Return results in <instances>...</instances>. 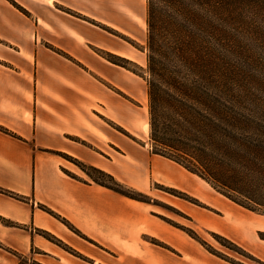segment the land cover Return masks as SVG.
Returning a JSON list of instances; mask_svg holds the SVG:
<instances>
[{
  "label": "crops",
  "instance_id": "0c3cea01",
  "mask_svg": "<svg viewBox=\"0 0 264 264\" xmlns=\"http://www.w3.org/2000/svg\"><path fill=\"white\" fill-rule=\"evenodd\" d=\"M123 52L132 51L49 8L38 16L21 0H0V245L38 252L39 264H236L151 204L96 184L81 168L88 178L71 175L69 159L153 199L159 187L187 195L206 208L167 201L264 264V215L152 152L147 83L108 60L128 61ZM0 263L17 264L1 253Z\"/></svg>",
  "mask_w": 264,
  "mask_h": 264
},
{
  "label": "trees",
  "instance_id": "16d2710c",
  "mask_svg": "<svg viewBox=\"0 0 264 264\" xmlns=\"http://www.w3.org/2000/svg\"><path fill=\"white\" fill-rule=\"evenodd\" d=\"M146 23L147 76L133 73L147 83L152 152L263 215L264 0H147ZM114 58L108 56L128 68ZM71 161L96 184L151 203L103 171Z\"/></svg>",
  "mask_w": 264,
  "mask_h": 264
},
{
  "label": "rangeland",
  "instance_id": "374dc122",
  "mask_svg": "<svg viewBox=\"0 0 264 264\" xmlns=\"http://www.w3.org/2000/svg\"><path fill=\"white\" fill-rule=\"evenodd\" d=\"M30 5L33 11L39 16L42 9L49 8L55 14L62 15L68 19H72L86 27H91L101 31L104 35H109L110 38L126 45L132 52H123V56L127 59V63L121 61L122 58L112 59L117 63H123L130 70L135 71L141 76H147L146 60H147V0H21ZM54 3V4H53ZM53 4V5H50ZM42 18V16H40ZM51 29V28H50ZM54 38L57 35L53 34ZM58 39H61L58 37ZM107 56L105 54H102ZM119 56V54H116ZM120 59V60H119ZM138 75V76H139ZM140 78V76H139ZM141 83L146 85L141 78ZM147 106V104H146ZM141 128L145 129L144 122H141ZM150 133V126H149ZM73 171L71 175L83 179L88 178L80 167L69 159H65ZM92 177L98 178L106 184L110 180L106 177L90 172ZM156 194L160 199H153L145 195L146 201H151L153 208L158 215L167 218L171 223L177 225L185 232L191 233L195 239L210 253L225 260L236 261V264H261L255 259L248 256L243 250L232 246L228 242L221 239V236L214 234L211 231H206L204 228L191 224L188 217L168 203L167 199H183L182 195L174 192L175 190L168 188H156ZM188 201V200H186ZM190 202V201H189ZM192 203V202H191ZM194 204V203H193ZM196 206L206 208L203 204L197 201ZM262 215V214H261ZM264 215V214H263ZM9 226L11 222L3 221ZM43 236V233H41ZM46 238V237H45ZM56 243L55 239L51 240ZM69 251V250H68ZM71 252V251H69ZM0 253L7 256L17 264H39L35 261L38 252H34L29 256H20L14 254L11 250L3 248L0 245ZM4 263V262H2ZM1 264V263H0Z\"/></svg>",
  "mask_w": 264,
  "mask_h": 264
}]
</instances>
